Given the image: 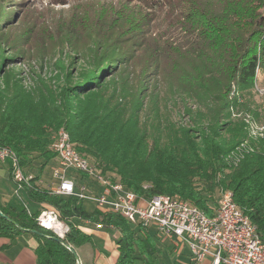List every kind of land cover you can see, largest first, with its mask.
<instances>
[{
	"label": "trees",
	"instance_id": "trees-1",
	"mask_svg": "<svg viewBox=\"0 0 264 264\" xmlns=\"http://www.w3.org/2000/svg\"><path fill=\"white\" fill-rule=\"evenodd\" d=\"M138 1L176 13L177 0ZM258 1L263 11L249 18L219 10L214 2L210 9L201 4L193 9L196 3L187 0L196 15L176 21L171 36L158 39L153 70L140 62L152 43L133 50L128 20L118 14L98 23L97 30L86 29L91 42L76 49L81 65L75 70L72 62L61 63L56 78L39 72L31 86L9 72L0 74V146L11 149L32 175L38 158L56 160L51 146L66 131L77 153L113 182L139 197L178 198L209 217L222 192L231 191L264 243V129L250 136L237 118L250 113L264 126V109L252 101L257 72L264 69V0ZM248 25L254 27L250 32ZM161 111L174 121L158 116ZM69 176L78 184L89 179L77 171ZM24 190L39 210H0V237L32 233L38 264H78L72 250L92 242L83 230L87 223L119 233L115 264H135L140 256L153 264L145 244L155 245L149 229L98 208L90 212L76 197L54 195L41 176ZM46 211L70 229L60 241L37 222Z\"/></svg>",
	"mask_w": 264,
	"mask_h": 264
},
{
	"label": "rangeland",
	"instance_id": "rangeland-1",
	"mask_svg": "<svg viewBox=\"0 0 264 264\" xmlns=\"http://www.w3.org/2000/svg\"><path fill=\"white\" fill-rule=\"evenodd\" d=\"M59 2L60 0H0L1 75L9 72L16 80L22 81L26 86H31L32 80L39 72L46 79L56 78L57 66L61 63L69 65L72 62L74 66L71 69L80 66L81 56L76 49H86L91 42L86 29L97 30L98 23L112 20L118 14L128 20V23L124 25L127 26L129 32L128 39L136 43L132 47L133 50H138L139 43L143 44L146 40L152 43L150 51L144 52L140 62L141 66L151 64V70H153L156 66L153 62L158 58L154 51L158 39L162 35L166 38L170 37L176 21L183 23L188 20L189 16H195L196 11L193 9H196L197 4L210 9L214 5L211 2H214L219 5L217 6L219 10L221 8L228 11H241L249 18L263 11L261 2L258 0H249L251 3L247 4L248 7L243 4L245 0L217 2L215 0H194L196 3L194 7L192 2L177 0L175 14L168 8L154 9L152 7L154 4L151 3L142 5L138 0H67L66 5H60ZM123 17L121 16V20H124ZM249 22L247 21L248 24ZM247 28L250 32L254 27L248 25ZM73 30H75V35ZM252 96L253 104L264 109V69L257 72ZM243 102L242 100L241 103ZM171 115L162 113V111L158 114V116H163V119L174 121ZM237 118L245 121L250 136L261 134L264 129V126L256 122V117L250 113L242 112ZM12 166L10 159L5 162L0 161V171L11 172ZM56 168L55 160L48 161L45 158H38L30 173L34 177L41 176L45 188L55 187L58 184L54 177ZM94 183L93 178L81 180V185L88 188ZM17 190L12 178H7L0 173V205L12 206L18 210L27 208L32 212L35 211L37 204L28 199L26 191L23 189L17 192ZM84 207L90 212L97 209V205L88 200L84 201ZM63 224L66 230V224ZM150 229L149 234L155 245L153 246L149 240H145V244L147 251L152 255L153 264H201L192 260L188 247L177 249L175 240L171 237L158 231L156 226ZM58 236L64 237L63 234H58ZM94 242L105 253L102 243L97 238H94ZM75 252L82 264H93L91 245L87 244L77 248ZM140 258L135 264H148L150 261L147 256H140Z\"/></svg>",
	"mask_w": 264,
	"mask_h": 264
},
{
	"label": "built area",
	"instance_id": "built-area-1",
	"mask_svg": "<svg viewBox=\"0 0 264 264\" xmlns=\"http://www.w3.org/2000/svg\"><path fill=\"white\" fill-rule=\"evenodd\" d=\"M51 150L58 160L54 171L58 184L50 187L54 195L91 201L98 209L123 216L136 227L150 229L156 226L158 231L175 240L177 249L188 247L196 263L204 264L209 260L208 264H264V243L258 228L238 207L231 191L222 192L215 216L209 217L178 198L166 195L139 197L120 182H113L77 153L66 131L59 132ZM7 159L13 163L11 177L17 189L30 188L34 176L24 172L11 149L0 146V161ZM70 171L93 178L101 191L96 194L78 184L69 176ZM46 220L64 225L53 211L43 212L37 222L54 232L46 226ZM65 227L66 230L58 234L65 236L70 230L67 225Z\"/></svg>",
	"mask_w": 264,
	"mask_h": 264
},
{
	"label": "crops",
	"instance_id": "crops-1",
	"mask_svg": "<svg viewBox=\"0 0 264 264\" xmlns=\"http://www.w3.org/2000/svg\"><path fill=\"white\" fill-rule=\"evenodd\" d=\"M55 162L58 166L57 158ZM0 173L5 175L7 178H12L11 172H3L1 170ZM89 189L95 192L96 194L101 191L97 183L92 184ZM35 206L36 210L33 212L31 210H28L27 208L26 210L30 214L36 213L39 210V206ZM7 208H14L19 212L22 211L12 206L0 205V210ZM56 229L58 233H62L61 225L57 226ZM83 230L92 238V242L88 245L92 246L93 264H115L118 259V250L116 242L119 238V233L114 228H106L102 225H95L91 223H87L86 227H84ZM150 230L151 229L148 230V234L150 233ZM110 232H112V234H110ZM149 236L151 235L149 234ZM94 238H97L102 243L103 250L106 254L98 248V246L94 242ZM37 245V239L30 232H21L18 235L13 236V238L11 239L8 237H0V264H38V259L36 256ZM208 263L209 262L207 261L204 264Z\"/></svg>",
	"mask_w": 264,
	"mask_h": 264
},
{
	"label": "bare ground",
	"instance_id": "bare-ground-1",
	"mask_svg": "<svg viewBox=\"0 0 264 264\" xmlns=\"http://www.w3.org/2000/svg\"><path fill=\"white\" fill-rule=\"evenodd\" d=\"M52 220H46V226L49 228V229H52L54 232L58 233L56 227L61 225V224H57V223H52L51 222ZM61 230H62V233L65 231L64 228H63V225H61Z\"/></svg>",
	"mask_w": 264,
	"mask_h": 264
},
{
	"label": "water",
	"instance_id": "water-1",
	"mask_svg": "<svg viewBox=\"0 0 264 264\" xmlns=\"http://www.w3.org/2000/svg\"><path fill=\"white\" fill-rule=\"evenodd\" d=\"M2 216H4L3 214H1ZM4 217H6V216H4ZM57 241H60L61 240V238H59V239H56ZM69 249H71V248H69ZM72 250V249H71ZM73 251V253H74V256H75V258H76V260H77V263L78 264H82L81 263V261H80V258H79V256L76 254V252L74 251V250H72Z\"/></svg>",
	"mask_w": 264,
	"mask_h": 264
}]
</instances>
